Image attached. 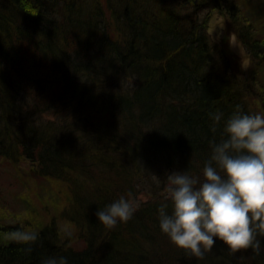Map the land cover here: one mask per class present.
I'll list each match as a JSON object with an SVG mask.
<instances>
[{"label": "trees", "instance_id": "16d2710c", "mask_svg": "<svg viewBox=\"0 0 264 264\" xmlns=\"http://www.w3.org/2000/svg\"><path fill=\"white\" fill-rule=\"evenodd\" d=\"M210 10L246 49L245 79L207 33ZM262 76L264 1L0 0V165L25 166L30 195L19 214L0 207V264H264V236L259 256L217 241L198 259L158 222L165 173L200 174L221 134L210 114L256 113ZM120 195L146 200L106 229L95 213ZM17 229L39 233L30 254L7 238Z\"/></svg>", "mask_w": 264, "mask_h": 264}, {"label": "clouds", "instance_id": "9594fccd", "mask_svg": "<svg viewBox=\"0 0 264 264\" xmlns=\"http://www.w3.org/2000/svg\"><path fill=\"white\" fill-rule=\"evenodd\" d=\"M217 110L210 114L212 131L222 124L220 138L209 141L210 155L201 173L166 174L164 203L158 208L159 228L172 245L190 257L203 259L221 242L230 254L251 250L261 254L264 236V113H245L240 106L225 120ZM152 180L160 177L152 173ZM170 209V210H169ZM136 203L120 195L95 213L106 229L130 221ZM30 254L39 233L17 229L6 234ZM41 264H68L64 256H49Z\"/></svg>", "mask_w": 264, "mask_h": 264}, {"label": "rangeland", "instance_id": "374dc122", "mask_svg": "<svg viewBox=\"0 0 264 264\" xmlns=\"http://www.w3.org/2000/svg\"><path fill=\"white\" fill-rule=\"evenodd\" d=\"M264 1V0H260ZM252 2V1H251ZM185 6V10L191 8L189 3ZM204 16V14H203ZM208 20V34L214 42H219L225 44L232 55L235 57L234 64L239 70L238 73L244 74V79L248 75L251 70V59L248 56L246 49L243 44L240 42L235 28L232 25V22L228 16L222 15L221 12L210 10L207 14ZM262 81L263 76L261 77ZM258 86V87H257ZM250 95L247 93V97L249 100V105L254 108L256 113H261L259 109L261 108V101H264V87H261L259 84L254 85L252 89H250ZM26 171V167H22L21 171L13 169V167H1L0 165V207L8 208L12 214H19L25 209V205L21 202L20 198L24 197L22 195H26L30 198L27 187H21V183L17 180L20 179L23 181L26 179V175L24 172ZM32 182L36 185H40V179L33 178ZM44 197V195H43ZM35 198V197H31ZM142 199L137 200L136 207L139 203L146 200L145 196H141ZM40 201V200H35ZM36 208H39L38 202L36 203Z\"/></svg>", "mask_w": 264, "mask_h": 264}]
</instances>
